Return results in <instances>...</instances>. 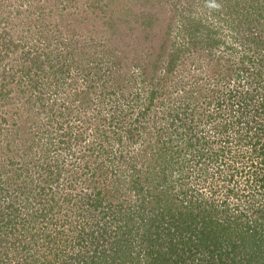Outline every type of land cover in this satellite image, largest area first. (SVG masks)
<instances>
[{
  "label": "rangeland",
  "instance_id": "374dc122",
  "mask_svg": "<svg viewBox=\"0 0 264 264\" xmlns=\"http://www.w3.org/2000/svg\"><path fill=\"white\" fill-rule=\"evenodd\" d=\"M254 125L264 0H0V233L94 247L103 224L112 264H148L157 235L174 264H264ZM98 189L104 209L69 212Z\"/></svg>",
  "mask_w": 264,
  "mask_h": 264
},
{
  "label": "trees",
  "instance_id": "16d2710c",
  "mask_svg": "<svg viewBox=\"0 0 264 264\" xmlns=\"http://www.w3.org/2000/svg\"><path fill=\"white\" fill-rule=\"evenodd\" d=\"M260 127H261L260 125H254L252 128L256 130L260 129L259 131L264 134V130H261ZM67 135L68 134L64 133L61 138L64 139V137ZM60 141H61L60 144L64 145V140H60ZM42 165L46 166V167L44 166L46 170V174L51 172L52 167H50L49 164L43 162ZM93 166H94L95 175H97V177L101 176L102 179L104 180L105 169L103 164L98 162L93 164ZM18 183L24 186L23 187L24 192H20V193L25 194L27 192L25 194V198H26L25 201L27 203H30V200L33 198L34 195L32 194L34 192V189L32 188V184L31 185L25 184L22 181H18L17 183L15 182L16 185L15 189L20 187V186L18 187ZM90 186L92 187V185ZM96 187L97 186H95V184L93 183V189H95ZM43 194L46 195L44 192ZM103 197L104 195L101 194V189H98L94 192V198H91L89 200H87L88 198L85 199L87 202L86 206H84L82 209L73 206L70 208L69 212H74L76 214L80 213L82 215H90L91 217L92 216L91 214L94 213L95 209H104L103 207L101 208L99 206L101 205V202H103L104 200ZM39 200L42 201L40 197ZM58 204L56 201V205ZM9 208L13 210V208L16 209L17 207H15L14 202H12L11 205H6L4 209H0V218H2L3 216H5V218L8 217L7 210ZM21 227H23V225H21ZM105 229H106V225L103 224H101V226L96 227V230L98 231L96 238L97 239L100 238V240L103 241L99 244V246L97 245L94 247H89V245H87V241L85 242L74 241L73 234L71 235L65 234L63 230L57 231L58 234L63 235V239H57V237L51 238V236L48 237L46 236L45 240L47 242L40 243L39 239L37 237L35 239L33 235L29 236L27 233L21 234L17 232L18 229L10 228L9 231L7 232L4 231L3 233H0V264H112V261H110L109 259L110 256H113L115 258V255L118 252H120L119 255L127 256L128 252H127V247L123 246L122 243L121 245L119 244L120 241H122V237L120 240L119 238H116L115 234H113V237H110L109 234L104 235ZM19 234L20 236L17 237ZM248 236L251 238L252 235L248 234ZM108 237L109 239H107ZM17 239H19L18 244L21 242L23 243L20 247L16 248L15 244H17ZM146 239L147 242H151V239L153 238L152 236L147 235ZM10 240H13V242H11ZM26 240L31 241V243H27ZM259 240H263V239H259ZM76 243L80 245L79 246L80 251L74 253V250L73 251L70 250L73 244L75 245ZM155 243H157V245L153 246V249H151L150 254L148 255L149 258L148 264H174L175 261L173 260V257L163 258L165 256L164 253L167 254V252L171 251L170 250V247H172L171 240L166 239L165 237L161 238L160 236L157 235L155 239ZM118 259H120V257H118ZM255 259L258 260V258ZM263 259L264 258H262L260 261H263ZM250 260L253 262V258H251ZM138 261H139L138 255H135V258L132 259V264H138ZM236 264H241V262L240 261L236 262Z\"/></svg>",
  "mask_w": 264,
  "mask_h": 264
}]
</instances>
